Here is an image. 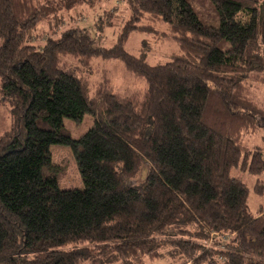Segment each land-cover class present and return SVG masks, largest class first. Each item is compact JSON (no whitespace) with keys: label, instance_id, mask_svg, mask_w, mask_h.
I'll return each mask as SVG.
<instances>
[{"label":"trees","instance_id":"16d2710c","mask_svg":"<svg viewBox=\"0 0 264 264\" xmlns=\"http://www.w3.org/2000/svg\"><path fill=\"white\" fill-rule=\"evenodd\" d=\"M124 1L130 16L105 47L79 26L28 40L41 21L100 0H0V264H142L163 248L176 264H264V208L252 210L248 185L229 174L257 176L264 198V151L244 141L264 133V0H208L217 26L190 0ZM188 8L191 25L174 23ZM131 31L178 51L150 64L148 40L124 50ZM96 57L121 61L144 87L120 93L106 72L95 79ZM84 115L80 137L62 132L64 118ZM51 144L70 147L81 188L46 171Z\"/></svg>","mask_w":264,"mask_h":264},{"label":"rangeland","instance_id":"374dc122","mask_svg":"<svg viewBox=\"0 0 264 264\" xmlns=\"http://www.w3.org/2000/svg\"><path fill=\"white\" fill-rule=\"evenodd\" d=\"M192 6L198 18L204 23L212 26L218 25V14L209 3L208 0H192ZM190 8L182 12H177L173 15V22L181 23L190 26L192 23ZM111 12L112 16L105 13ZM103 16L104 23L100 28L94 24V18ZM130 11L124 0H100L94 8L76 7L69 12H63L56 17H49L45 21H41L36 28L30 32L29 41L35 45H43L47 38L56 39L62 31L71 26L86 27L95 39L97 46L110 47L115 41L121 27L129 18ZM110 21V24L106 23ZM158 29L166 31L163 24L157 23ZM148 40L146 48V60L150 64L164 62L168 55L177 52L176 43L169 38H159L155 34H150L145 31H131L123 44V48L130 54H136L140 48L142 40ZM1 43V39H0ZM94 63L98 69L94 71V78H100L102 73L106 72L116 90L120 93L131 92L142 89L144 87L143 79L128 73L122 62L117 59H101L94 58ZM262 98H264V86L261 89ZM92 125V118L89 115H84L81 122L73 121L69 118L63 119L62 132L73 139L80 137ZM9 126V114L7 106H0V133ZM244 141L249 146L258 145L264 151V133L263 130L258 133L247 135ZM50 163L46 167V171L53 174L57 184L61 189L81 188L82 178L74 157L71 154V149L64 144H51L49 146ZM231 177L242 180L248 185L249 196L248 203L252 210H257L259 207L264 208V198L257 196L252 191V185L256 181L257 176L250 175L240 169L233 168L229 172ZM264 178V173H262ZM167 251L163 258L147 259L142 264H176L177 256L168 252V248H163ZM105 264H120L118 261H108Z\"/></svg>","mask_w":264,"mask_h":264}]
</instances>
